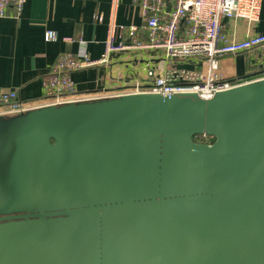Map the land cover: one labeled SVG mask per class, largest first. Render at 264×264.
<instances>
[{
	"label": "water",
	"instance_id": "obj_1",
	"mask_svg": "<svg viewBox=\"0 0 264 264\" xmlns=\"http://www.w3.org/2000/svg\"><path fill=\"white\" fill-rule=\"evenodd\" d=\"M0 264H264V77L0 115Z\"/></svg>",
	"mask_w": 264,
	"mask_h": 264
},
{
	"label": "built area",
	"instance_id": "obj_2",
	"mask_svg": "<svg viewBox=\"0 0 264 264\" xmlns=\"http://www.w3.org/2000/svg\"><path fill=\"white\" fill-rule=\"evenodd\" d=\"M142 11L143 23L125 27L110 21L105 51L92 59L86 50L78 54L63 52L43 78V92L36 98H23L18 89L0 91V115L26 112L30 109L70 101L94 100L130 93H197L209 99L216 92L259 80L264 77V59L260 70L247 76H227L219 68L220 57L251 52L264 47V34L247 35L241 40L226 32V20L259 21L264 0H135ZM26 0H0V17L13 9L20 16ZM118 0H113L116 6ZM102 21L103 17L99 16ZM120 28V33H118ZM56 32L47 30L45 39L54 40ZM132 52L131 60L139 62V53H149L144 77L134 83L120 81L104 92L81 97L72 74L82 69L109 63L112 53ZM141 62L144 56L141 55ZM201 63L203 69L184 67ZM139 67V65L137 64ZM262 72V73H259ZM258 73V74H257ZM120 79V78H119ZM207 133L195 140L212 143Z\"/></svg>",
	"mask_w": 264,
	"mask_h": 264
},
{
	"label": "crops",
	"instance_id": "obj_3",
	"mask_svg": "<svg viewBox=\"0 0 264 264\" xmlns=\"http://www.w3.org/2000/svg\"><path fill=\"white\" fill-rule=\"evenodd\" d=\"M111 20L125 27L139 26L143 23L141 8L135 0H118L116 6L113 0H26L20 16L9 9L7 16L0 17V91L18 89L21 97L36 98L43 92V78L63 52L78 54L86 50L90 58H100ZM47 30L56 32L54 40L45 39ZM226 32L236 40L264 34V1L259 21L226 20ZM132 54L117 51L109 63L74 72L79 96L104 92L120 85V81L142 79L144 68L133 67ZM262 59L264 47L220 57L219 68L227 76H247L260 70ZM182 65L203 69L201 63Z\"/></svg>",
	"mask_w": 264,
	"mask_h": 264
},
{
	"label": "rangeland",
	"instance_id": "obj_4",
	"mask_svg": "<svg viewBox=\"0 0 264 264\" xmlns=\"http://www.w3.org/2000/svg\"><path fill=\"white\" fill-rule=\"evenodd\" d=\"M133 55H135V53L133 54ZM141 55H143L144 56V62H141ZM149 55V53H147V52H145V51H143V52H141V53H139V62L137 63L142 69L144 68V67H146V63H147V60H148V58H147V56ZM134 59V58H133ZM131 60L130 61V63L133 65V67L134 66H136L137 64H136V62L134 61V60ZM143 71V74L145 73V71L144 70H142Z\"/></svg>",
	"mask_w": 264,
	"mask_h": 264
},
{
	"label": "trees",
	"instance_id": "obj_5",
	"mask_svg": "<svg viewBox=\"0 0 264 264\" xmlns=\"http://www.w3.org/2000/svg\"><path fill=\"white\" fill-rule=\"evenodd\" d=\"M259 73H262V72H259ZM209 139H210L211 142H213L215 140V137L214 136H209Z\"/></svg>",
	"mask_w": 264,
	"mask_h": 264
}]
</instances>
